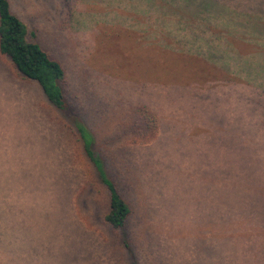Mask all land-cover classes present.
Listing matches in <instances>:
<instances>
[{
	"label": "rangeland",
	"instance_id": "1",
	"mask_svg": "<svg viewBox=\"0 0 264 264\" xmlns=\"http://www.w3.org/2000/svg\"><path fill=\"white\" fill-rule=\"evenodd\" d=\"M8 1L130 213L0 54V264H264V0Z\"/></svg>",
	"mask_w": 264,
	"mask_h": 264
},
{
	"label": "trees",
	"instance_id": "2",
	"mask_svg": "<svg viewBox=\"0 0 264 264\" xmlns=\"http://www.w3.org/2000/svg\"><path fill=\"white\" fill-rule=\"evenodd\" d=\"M0 54L8 58L21 77L34 81L46 100L65 117L97 179L107 190L104 221L113 229L122 228L130 208L108 177L102 158L95 151L91 132L66 100L63 67L35 40V33L27 31L24 23L10 10L8 0H0Z\"/></svg>",
	"mask_w": 264,
	"mask_h": 264
},
{
	"label": "crops",
	"instance_id": "3",
	"mask_svg": "<svg viewBox=\"0 0 264 264\" xmlns=\"http://www.w3.org/2000/svg\"><path fill=\"white\" fill-rule=\"evenodd\" d=\"M123 112V111H122ZM78 113V112H77ZM79 114V113H78ZM79 116H80V114H79ZM96 145V143H95V140H94V146ZM96 147V146H95ZM96 149H98V148H96Z\"/></svg>",
	"mask_w": 264,
	"mask_h": 264
}]
</instances>
